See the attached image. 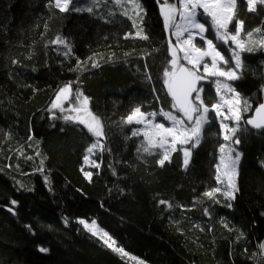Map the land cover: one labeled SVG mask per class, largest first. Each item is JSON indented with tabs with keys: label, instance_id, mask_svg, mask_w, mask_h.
I'll use <instances>...</instances> for the list:
<instances>
[{
	"label": "trees",
	"instance_id": "1",
	"mask_svg": "<svg viewBox=\"0 0 264 264\" xmlns=\"http://www.w3.org/2000/svg\"><path fill=\"white\" fill-rule=\"evenodd\" d=\"M140 2L144 17L135 27L105 11L103 0H70L65 11L55 0H0V264H264V128L245 124L264 100V43L247 38L252 50L242 52L232 80L252 106L241 113L239 144H231L240 153L238 190L232 200L222 192L209 197L226 187L216 181L226 142L215 113L187 165L179 145L160 165L164 150L144 152L146 138L133 136L138 125L126 122L136 107L164 123L159 113L175 111L164 83L171 54L161 0ZM236 5L229 32L242 20L243 38L251 32L262 39L264 5L255 12L246 0ZM200 18L234 67L232 43L218 41L211 20ZM203 84L211 107L213 82ZM66 85L73 99L88 98L101 121L103 139L92 153L93 135L49 110ZM81 220L95 221L126 255Z\"/></svg>",
	"mask_w": 264,
	"mask_h": 264
},
{
	"label": "snow or ice",
	"instance_id": "2",
	"mask_svg": "<svg viewBox=\"0 0 264 264\" xmlns=\"http://www.w3.org/2000/svg\"><path fill=\"white\" fill-rule=\"evenodd\" d=\"M69 0H55V6L61 11H65L68 8ZM134 8H139V5L132 0ZM257 3L264 5V0H246L247 9L250 12L256 11ZM161 13L165 28L172 32L175 36L176 44L173 45L172 41H169L171 51V71L165 70L164 83L167 85L168 93L170 94L173 104V109L177 113H181L182 116L173 114L171 111H161L159 114L164 117L166 121L170 122L169 127H165L164 123H153V119L157 113H145L141 111L140 107H136L132 110L131 114L127 116L126 122L132 124H144L149 130L143 132V136L146 138L147 144L142 145L144 152H151L154 147L164 148V145L168 143V138L171 137V144L173 145L172 151H175V145L187 144L194 139L193 147L200 144L201 132L205 125L209 123L208 113L213 111L217 118H220L219 125L223 133V140L225 142L219 146L220 160L216 165V181L218 183H224L221 179V168L223 169V176L227 178V184L222 191L217 187L211 192L205 193L209 197H213L215 193H221L228 200L234 199V191H237L236 185L233 181V176L236 173V168L240 159V153L235 152V149L231 147V144H239V139H234L235 133L241 121L242 111H248L251 109V105L248 102L241 101L240 94L229 85L226 81L217 79L215 81V93L219 98L215 103L209 107L204 103L202 98L203 89L198 87V83L207 79L208 77H224L226 80L238 79L237 72L234 69H240L242 66L241 52L233 51L230 59L235 61L234 69L229 68L224 70L221 67V63L228 64V60L225 59L221 52L217 50L212 39H207L206 48L198 47L194 40L197 36L201 40H204V33L207 31L205 23L200 22L198 15H205L211 20V27L215 30L216 39L227 43L229 40L236 43L237 48L241 51L244 49V43L238 40L243 29V21L238 20L235 28V34H230L228 26L233 21L236 15V0H177L176 3L170 2V0H161ZM178 4V6H177ZM199 9H203L202 13H198ZM91 10V9H89ZM177 16H179V22H177ZM259 32V29L255 30ZM135 35L140 36L141 32L138 30ZM253 33H247L248 37H252ZM143 39H147V36H143ZM57 43L65 44V41L57 38ZM261 42L264 43V37ZM67 46V45H65ZM249 47L247 51H251ZM183 53L182 56L178 55ZM206 58H210V63ZM187 62L190 67H186L180 63V60ZM202 68V72H201ZM223 90V91H222ZM71 89L69 86H65L60 89L56 96V102L52 104L53 109H60L64 112L65 109L61 104L62 100L69 99V93ZM232 93V98H227L228 94ZM79 102V107H73L72 112L77 113L75 116L64 115L62 118L67 121H72L83 125L88 133L100 138L103 135L102 125L99 118L95 117L88 110V98L83 97L81 99L80 94L76 97ZM198 102V103H196ZM227 108V114L223 111ZM255 116L247 119L245 123L251 125L256 129L264 128V103H261L254 109ZM151 117L153 119H147ZM226 121H233L236 126H230ZM140 133L133 131L132 135L136 136ZM159 136V141H154L153 137ZM99 139L94 142L89 148L88 152L92 153L93 149L99 146ZM235 155L233 156V153ZM190 153L185 150L184 163L188 164V157ZM169 158V152L165 149L163 158L159 160V164L163 165ZM87 159V158H86ZM96 167H99L97 164ZM90 176V173H86ZM13 204L16 201H12ZM161 203H165L161 201ZM11 211V209H9ZM92 235H99L107 247L111 248L115 252L124 253V249L115 247V241L109 236L107 232L100 229H94L89 227L84 220L80 221ZM95 221L92 222L95 225ZM264 248V245H261ZM41 252H46L47 249L41 248Z\"/></svg>",
	"mask_w": 264,
	"mask_h": 264
},
{
	"label": "rangeland",
	"instance_id": "3",
	"mask_svg": "<svg viewBox=\"0 0 264 264\" xmlns=\"http://www.w3.org/2000/svg\"><path fill=\"white\" fill-rule=\"evenodd\" d=\"M170 2H173V3H176L177 2V0H170ZM135 3L136 4H138L139 5V8H134V5H133V3H132V0H103V5H104V10L105 11H110V12H112V14H121V15H125V16H127V17H129L131 20H132V22H133V25L135 26V27H141L140 25H141V23H142V20H143V17H144V9H143V7H142V5H141V2H140V0H135ZM70 4V0H69V3H68V5ZM177 6H178V4H177ZM161 7H162V4L160 5V11H161ZM89 11H91V10H89ZM203 12V9H199L198 10V13H202ZM162 14V13H161ZM200 16H202V17H204V18H208V17H206L205 15H198V19L200 20V22H202V23H205L203 20H201V18H200ZM209 20H210V18H208ZM177 22H179V16H177ZM230 25V24H229ZM205 26H206V23H205ZM229 27V26H228ZM206 29H207V27H206ZM167 30V34H168V41H172V44L173 45H175L176 44V39H175V36L174 35H172V32L170 31V30H168V29H166ZM215 31V30H214ZM230 34H235V32H229ZM204 37H205V39L204 40H201L200 39V37L199 36H197L196 38H195V40H194V43H196V45L198 46V47H202V48H206L207 47V44H206V40L207 39H210L209 37H207V35H206V32L204 33ZM244 36H242V34L240 35V37H238V40L239 41H242L243 43H244V49L246 50L248 47H247V43L246 42H248V40H247V38L251 41V42H253V43H255V44H261V45H263V43L261 42V38H260V36H256V35H252V37H248V36H246L245 38H243ZM218 40V39H217ZM200 41H203L204 43L202 44V43H200ZM218 41H221V40H218ZM223 42V41H222ZM232 43L234 46H235V48H233V51H240L241 52V57H242V52L244 51H241L239 48H237V46H236V43L235 42H232L231 40H229L227 43ZM213 43H214V45L216 46V43H215V41H213ZM264 47V46H263ZM216 48H217V46H216ZM169 49H170V46H169ZM217 50L219 51V49L217 48ZM170 54H171V51H170ZM178 55L179 56H182L183 55V53H179L178 52ZM221 55H223L222 53H221ZM224 56V55H223ZM206 60H208L209 61V63H210V58H206ZM182 61H184V60H180V63L181 64H186L188 67H190V65H188L187 64V62L186 61H184V63H182ZM234 63H235V61H234ZM221 67L222 68H224V70H228L229 68H233L234 69V67H228L227 66V64L225 65V64H223V63H221ZM236 72H237V75H238V77L240 76V74H239V70L240 69H234ZM169 71H171V66H170V69H169ZM201 72H202V68H201ZM217 79H219V80H221V81H226L229 85H231L232 86V80H226V78H224V77H208L207 79H205V80H210V81H212L213 82V87H214V89H215V81L217 80ZM204 81V80H203ZM66 86H69V85H66ZM63 87H65V86H63ZM62 87V88H63ZM70 87V86H69ZM200 88H202V89H204V84H202V85H200L199 86ZM233 87V86H232ZM234 88V87H233ZM71 89V88H70ZM60 91V90H59ZM59 91L57 92V94L59 93ZM223 91V90H222ZM237 92V91H236ZM57 94H56V96H57ZM78 94H80V96H81V99L84 97V95L82 94V93H78ZM77 94V95H78ZM77 95H76V97H77ZM56 96L54 97V99H53V101L51 102V104H50V106H49V110L51 111V112H60V113H62L63 115H72V116H75L77 113H75V112H72L71 111V109L73 108V107H79V102L77 101V99H76V97L73 99L72 98V95H71V91H70V93H69V99H67V100H62L61 101V104H62V106L64 107V109H65V111L64 112H61L60 111V109H53L52 108V104L54 103V102H56ZM234 96V94H232V93H229L228 94V97L227 98H232ZM202 98H203V92H202ZM241 98V97H240ZM219 98L217 97V100H218ZM241 101L243 102V100L241 99ZM196 103H198V102H196ZM88 110L95 116V117H97V115L96 114H94L91 110H90V108H89V105H88ZM223 111L227 114V108L225 107L224 109H223ZM210 112H213V111H210ZM208 113V120H209V122H210V120H211V113ZM243 112H245V111H242L241 113H243ZM214 113V112H213ZM173 114H176V115H180V116H182V114L181 113H177L176 112V110L175 111H173ZM98 118V117H97ZM147 119H153V118H151V117H148ZM219 120H220V118H218ZM169 122V121H168ZM227 123H229L230 124V126H235V124H234V122L233 121H226ZM153 123H164V122H161V121H158V120H156V119H153ZM132 124H136L135 122H133ZM165 124V127H169L170 126V122L169 123H164ZM102 125V124H101ZM136 125H138V132L139 133H141V134H143V132L144 131H146V130H149V129H147L146 127H145V125L144 124H136ZM102 131H103V128H102ZM96 140L97 139H99V142L103 139V135L100 137V138H97V137H95V136H93ZM159 139H160V137L159 136H154L153 137V140L154 141H159ZM194 143V140H192L191 142H189V143H187V144H179V143H177L176 145H175V148H176V146L177 147H179L180 149H182V151H183V154H184V152H185V150H187V151H189V153H190V148H191V146H192V144ZM226 143H231V142H226ZM179 145V146H178ZM172 147H173V145L171 144V137H169L168 138V143H166L165 145H164V148H162L164 151H165V149H167L168 150V152H170L171 150H172ZM190 156V155H189ZM184 158H185V156H184ZM237 174H238V170H236V173H235V175L233 176V181H234V183H236V181H237ZM220 175H221V179H224L225 181H224V183H220V186L222 187V188H224V186L227 184V178L226 177H224L223 176V169L221 168V172H220ZM87 225H89V227H92V228H94V229H99L96 225H93L92 224V222H87L86 223ZM100 230H103V229H101L100 228ZM104 231V230H103ZM104 232H106V231H104ZM115 246V245H114ZM116 247V246H115Z\"/></svg>",
	"mask_w": 264,
	"mask_h": 264
},
{
	"label": "water",
	"instance_id": "4",
	"mask_svg": "<svg viewBox=\"0 0 264 264\" xmlns=\"http://www.w3.org/2000/svg\"><path fill=\"white\" fill-rule=\"evenodd\" d=\"M261 53L264 55V47L262 48V50H261ZM184 66H186V67H188L186 64H183ZM202 83H204V81H200L199 83H198V87L200 86V85H202ZM169 94V93H168ZM170 95V94H169ZM171 97V96H170ZM172 99V98H171ZM173 102V101H172ZM261 103H264V100L261 102ZM260 103V104H261ZM256 107H258V105L256 106ZM255 107V108H256ZM254 108V109H255ZM254 109H253V112H252V114L249 116V117H247L246 118V120L247 119H250V118H253L254 116H255V111H254ZM245 120V121H246ZM246 124V123H245ZM247 125V124H246ZM248 127H250L251 129H254V130H258V129H256V128H254L253 126H251V125H247Z\"/></svg>",
	"mask_w": 264,
	"mask_h": 264
},
{
	"label": "flooded vegetation",
	"instance_id": "5",
	"mask_svg": "<svg viewBox=\"0 0 264 264\" xmlns=\"http://www.w3.org/2000/svg\"><path fill=\"white\" fill-rule=\"evenodd\" d=\"M233 45V44H232ZM233 47L235 48V46L233 45ZM235 64V63H234ZM205 81V80H204ZM203 84V83H202Z\"/></svg>",
	"mask_w": 264,
	"mask_h": 264
}]
</instances>
